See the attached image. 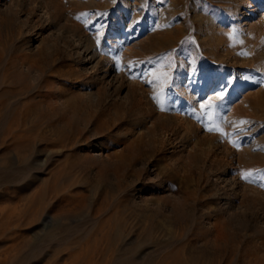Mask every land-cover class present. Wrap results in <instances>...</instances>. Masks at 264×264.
<instances>
[{"label":"rangeland","instance_id":"rangeland-1","mask_svg":"<svg viewBox=\"0 0 264 264\" xmlns=\"http://www.w3.org/2000/svg\"><path fill=\"white\" fill-rule=\"evenodd\" d=\"M204 1L55 0L42 24L41 0H0V264H264V7L236 26L229 8L259 2ZM195 6L218 25L208 47ZM74 26L100 57L130 35L120 99L99 72L77 77ZM39 29L32 56L20 53ZM182 59L195 101L175 85ZM232 159L249 191L219 196Z\"/></svg>","mask_w":264,"mask_h":264},{"label":"bare ground","instance_id":"bare-ground-1","mask_svg":"<svg viewBox=\"0 0 264 264\" xmlns=\"http://www.w3.org/2000/svg\"><path fill=\"white\" fill-rule=\"evenodd\" d=\"M223 1H230L231 0H223ZM235 1V0H234ZM233 1V2H234ZM257 2V5L256 6H248L246 5L245 3H241L240 4V7L239 8H229V12L231 11V13H233V18H234V24L236 26H243V25H247L249 26L248 23H246V20L249 19V18H252L257 12H258V9L259 7H264V0H256ZM206 2V0L204 1ZM37 3V2H36ZM55 0H41V3L42 6L39 7V12L40 14H42L41 16H39V22H42V21H46L48 24H53L55 22V19H56V5H55ZM207 3V2H206ZM240 3V2H239ZM261 3H263L261 5ZM59 4V3H58ZM123 4V5H122ZM121 5L123 6L121 8L122 9H128V7H126V4L125 2H123ZM129 4V3H128ZM208 4V3H207ZM250 4V3H249ZM37 5V4H36ZM130 5V4H129ZM128 5V6H129ZM206 4H204V7H205ZM208 6V5H207ZM135 8V6H133ZM231 7V6H230ZM137 8V7H136ZM161 8L159 5H156V13H160L161 11ZM8 11V14H12V10L11 9H7ZM124 11V10H123ZM122 11V12H123ZM135 11H132V17H134L135 15ZM138 11V10H137ZM33 12V10H32ZM31 12V13H32ZM59 12V11H57ZM13 13H14V10H13ZM30 13V14H31ZM119 13H120V10H119ZM124 13V12H123ZM129 13V12H127ZM126 15H122V17H128V16H131L130 14H127ZM142 13V12H141ZM34 14V13H33ZM36 14V13H35ZM137 14V13H136ZM193 16H192V20L196 23H199L202 28L201 30L199 29V32H200V35H201V38L203 39V45L205 46H210L211 45V39L213 37H216L218 34L216 33V30H217V26L216 25V21H215V16L213 14H206L205 12V8H199V6H195V9L193 11ZM140 15V14H139ZM138 15V16H139ZM131 17V18H132ZM30 18V17H29ZM222 19V18H221ZM42 20V21H41ZM68 20V19H67ZM129 20V19H128ZM136 20V18L134 19ZM223 23L222 25H224L225 23L228 22L229 18L225 16H223V19H222ZM38 21V20H37ZM116 22V21H115ZM134 23V22H133ZM24 24V23H23ZM36 25H38L39 23H35ZM43 24V22H42ZM41 24V25H42ZM36 25L33 27V29L36 28ZM130 25H133V24H130ZM221 25V23H220ZM116 26H117V23H116ZM119 26V25H118ZM182 26V25H181ZM115 27V26H114ZM129 27V26H128ZM42 28V27H41ZM31 29V28H30ZM33 29H31V32L33 31ZM78 28L76 26L74 27H71L69 28V31L67 33H70L72 34L73 36H70L68 38H72V40H74L73 42L75 43V47H74V50L72 49L71 52L73 54V56H76V59H77V64L79 66V70L76 72V75L78 78H84V76H87L89 74H91L92 72H99V74H101L107 81L109 84V86L111 85L112 86V89L113 91H115L117 89V92L115 94V96H117L119 99L121 98L122 94L125 92L124 88L121 86V75H120V70H119V67L117 65V56L119 58H122V59H127V56L130 54L133 55V53H135L134 51H136L135 49V45L131 44L133 42L129 41L130 40V35L129 37H126V34H123V40H116V38H113V42L111 43L110 46H108L109 48L107 49V56L106 57H100L98 56L97 54V50L96 48L94 47L93 44H90L88 42V40L85 38L84 35H82L79 31V29L77 30ZM128 29V28H127ZM249 29L251 30L252 28L249 27ZM36 30V29H35ZM40 32L39 33H36L37 34V37H33L31 35H29V38H28V41L24 42V44L21 46V48L19 49V52L20 53H23L24 55L26 56H32L30 54H32V51L34 50V48L36 47V41H38L39 39H41L43 33L41 32L42 29H39ZM132 30V29H131ZM129 30V31H131ZM128 31V30H127ZM30 32V33H31ZM41 33V35H39ZM62 33V32H61ZM138 33V32H137ZM136 33V34H137ZM131 34V33H129ZM34 35V34H33ZM118 36V35H117ZM121 38V37H119ZM218 38V36L216 37ZM220 38V36H219ZM111 39V40H112ZM122 39V38H121ZM214 39V38H213ZM221 39V38H220ZM124 41H126L124 43ZM139 42V41H138ZM69 43V42H68ZM136 44H138L137 42H135ZM140 43V42H139ZM72 45V44H71ZM141 45V44H140ZM70 46V45H69ZM139 47V46H138ZM137 47V48H138ZM205 48V47H204ZM70 50V48H69ZM68 51V50H67ZM212 52V51H211ZM70 53V55H71ZM68 54V53H67ZM262 55V54H261ZM72 56V55H71ZM72 56V57H73ZM25 58V57H23ZM29 58V57H28ZM26 59V58H25ZM183 61H181V68H180V72L177 76V81H176V87L178 89H180L181 93H183V95H186L188 100H193L195 101L196 98L200 99V97H197L199 92L195 90V86H191L192 84V80L195 81V76L193 75L194 73L191 72L190 70H186L185 69V65L187 64L184 59H182ZM124 62V61H123ZM186 63V64H185ZM28 64V63H27ZM26 64V65H27ZM26 65L23 63L22 61V64H20V74L24 75L23 73L25 72V70H29L28 67H30L28 65V67H26ZM120 65V64H119ZM187 66V65H186ZM28 68V69H27ZM32 69V68H31ZM122 69V68H121ZM35 71V70H34ZM28 72V71H27ZM33 73V72H31ZM38 73V72H36ZM40 73V72H39ZM193 73V74H192ZM42 74V72H41ZM75 74V73H74ZM37 76V75H36ZM39 76V74H38ZM43 76V75H42ZM41 78V76H39ZM73 77V76H72ZM101 77V76H100ZM124 79V78H123ZM105 81V80H104ZM205 81V80H204ZM132 82V81H131ZM129 83V82H128ZM194 84V83H193ZM192 84V85H193ZM116 89L114 90V87L113 86H116ZM137 85V84H136ZM195 85V84H194ZM202 85V84H201ZM110 86V87H111ZM139 86V85H138ZM108 87V88H110ZM175 87V88H176ZM193 87V88H192ZM204 87V86H203ZM202 89V87H200ZM111 89V88H110ZM109 89V90H110ZM140 93H143V90L140 89ZM112 94V92H111ZM144 94V93H143ZM141 94V95H143ZM84 98H86L87 100L90 99L91 96L87 95V94H82ZM81 95V96H82ZM126 96V95H125ZM123 99H126V98H123ZM117 101V100H116ZM199 101V100H198ZM188 102V101H187ZM185 102V103H187ZM200 103V102H199ZM195 105V104H194ZM193 105V107H194ZM202 105V103H201ZM201 107V106H200ZM200 109V108H199ZM133 111V110H132ZM131 120L130 122L125 125V126H122L121 128H119V130L113 135L115 137V141L113 142L114 144H119L121 143L120 141H122V139L125 137V135L127 133H129V130L128 132L125 130V127L128 128V129H131L132 132H134V128L136 127V122H137V116H138V112L134 110V112L131 113ZM149 119V118H148ZM170 120H172L174 123H176L177 125H180L182 124L183 126V139H188L190 138V134H191V128H192V125L187 123L185 120L184 117L182 116H172L171 118H169ZM148 124V121H146L144 119V121L142 120L141 122H139L138 126L140 127H145V125ZM147 126V125H146ZM157 128V127H156ZM146 129V128H145ZM156 130V129H155ZM147 131V130H146ZM150 132V131H149ZM152 137V136H151ZM92 145V144H91ZM107 145V144H106ZM104 145V146H106ZM113 145V144H111ZM102 146V147H104ZM115 146V145H114ZM101 147V148H102ZM112 147V146H111ZM96 149V147H95ZM106 150V149H105ZM104 150V151H105ZM90 151V150H89ZM102 150H99V153H95V157L94 158H102L104 157L103 154H102ZM108 155V154H106ZM232 158V157H231ZM229 164H227L226 166H229L228 168H230L229 170H227L225 172V176L226 178H224L221 182V187L218 188V192H219V196H229V193H234L236 192V190H238V187H240L238 184V172L235 168L234 165H237V160L236 159H232V160H229L228 162ZM229 177V178H228ZM241 190H245L246 188L241 186L240 187ZM249 191V189H246ZM141 193V192H140ZM143 193V192H142ZM258 193V192H257ZM260 194V193H259ZM138 197V196H136ZM223 199L225 197H222ZM232 206H234V204H232Z\"/></svg>","mask_w":264,"mask_h":264},{"label":"snow or ice","instance_id":"snow-or-ice-1","mask_svg":"<svg viewBox=\"0 0 264 264\" xmlns=\"http://www.w3.org/2000/svg\"><path fill=\"white\" fill-rule=\"evenodd\" d=\"M223 98H224V92H221V93L218 95V99L223 100ZM201 107L204 108L205 106L202 104ZM216 107H217L216 105H213V104L211 103V101H209V103H208V111H207V113H206L207 118H208L209 120H211V119L213 118V111H214V109H215ZM239 123H240V124H244V123H246V122H245V121H240ZM208 130H209V131H213V128H209ZM217 130H218V129H217ZM220 134H221V135H224L223 132H221ZM250 175H251V173L242 174V178L247 180L248 177H249Z\"/></svg>","mask_w":264,"mask_h":264}]
</instances>
